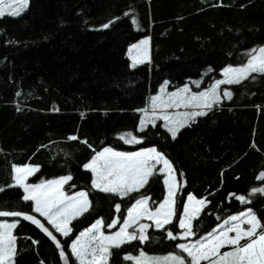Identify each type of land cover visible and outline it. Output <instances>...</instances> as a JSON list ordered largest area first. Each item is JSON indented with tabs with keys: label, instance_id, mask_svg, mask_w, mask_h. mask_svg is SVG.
<instances>
[{
	"label": "trees",
	"instance_id": "1",
	"mask_svg": "<svg viewBox=\"0 0 264 264\" xmlns=\"http://www.w3.org/2000/svg\"><path fill=\"white\" fill-rule=\"evenodd\" d=\"M126 12L138 19L139 29ZM113 20L109 28L101 27ZM147 36L151 63L133 69L128 49ZM262 46L264 0H30L22 15L0 18V166L8 168L1 182L13 183V165L36 166L39 171L28 183L71 175L65 191H87L92 201L90 211L72 222L67 238L19 195L0 209L35 215L61 241L68 264H78L70 244L81 231L102 219L110 233L114 229L107 225L117 216L123 219L134 198L147 195L155 207L166 196L159 173L129 197L100 193L91 189V173L83 165L106 147H155L183 182L177 217L188 195L209 201L193 222L196 235L188 241L201 239L247 209L264 223V195L251 194L253 188L264 187L259 179L264 172V76L221 86L232 91V100L224 98L175 140L162 121L138 131V110L148 107L165 81L170 92L187 84L195 92L208 90L223 78L226 67L242 66L247 53ZM128 132L143 143L130 146L119 139ZM73 135L78 139L70 140ZM233 194L251 202L241 204ZM115 204L121 205L120 213ZM8 219L18 221L15 264H65L54 243L30 221ZM167 230L181 231L175 222L165 231L151 227L147 242L112 249L109 264H133L124 256L141 251L186 257L178 240L167 239Z\"/></svg>",
	"mask_w": 264,
	"mask_h": 264
},
{
	"label": "snow or ice",
	"instance_id": "2",
	"mask_svg": "<svg viewBox=\"0 0 264 264\" xmlns=\"http://www.w3.org/2000/svg\"><path fill=\"white\" fill-rule=\"evenodd\" d=\"M29 3L30 0H0V18L22 15ZM124 15L131 16V23L139 29V21L133 13L126 12ZM114 22L115 20L110 21L101 27L107 29ZM150 43V38H145L128 49L133 69L138 65L151 63ZM247 55L249 58L242 66L226 67L222 73L223 79L215 81L206 91L194 93L191 88L185 86L177 91L168 92L169 82L165 81L159 89V94L151 97L149 107L138 110L142 114L138 131H145L149 124L156 127L157 121H163V127L175 140L183 128L190 127L198 117L206 116L214 107L222 104L223 98L232 100V91L224 90L221 93L222 85H240L244 81L255 79L257 75L264 76V46L251 49ZM196 86L199 87V84ZM180 109L185 111L181 112ZM69 139L77 140L78 137L73 135ZM119 139L126 144L143 143L142 138L131 132L119 136ZM82 142L87 144L86 140ZM83 167L91 173V189L100 193L115 195L122 199L129 197L132 193L140 192L148 185L150 179L159 173L164 177L163 183L167 194L155 207L150 205L151 197L147 195L134 198V203L128 207L126 216L123 219L117 216L107 225L109 229L120 225L112 234L105 233L102 219L81 231L70 244L71 256L78 264H109L112 249H119L133 241L147 242L150 238L148 230L153 226L156 230L165 231L166 226L177 223L181 230L178 234L171 230L166 231L167 239L172 241L190 240L196 235L193 222L199 220L209 201L206 198L198 199L188 195L182 207V214L177 217V195L183 187V182L178 179L171 161L157 148L122 152L106 147L95 152ZM38 171L39 168L36 166L13 165L14 175H11L13 183L9 187L22 189V200L32 203V211L43 217L55 233L67 238L73 231L72 222L89 212L92 207L89 192L82 190L69 195L65 191V185L72 181L71 175L35 184L28 183L29 177ZM259 179L264 181V173L260 174ZM3 190L0 188V191ZM256 193L264 195V187L251 190L252 195ZM233 195L241 204L251 202L244 195ZM115 211L121 212L120 204H115ZM9 217L30 221L54 243L59 250L60 258L68 264V256L61 241L35 215L0 209V218ZM17 223L18 221L0 222V264H15L17 237L13 230ZM177 248L180 253L186 254V257L179 254L149 257L141 251L138 256L126 255L124 259L132 261L133 264H264V223L251 209H247L224 219L218 227L201 239L191 243H180ZM225 248L229 250L222 251Z\"/></svg>",
	"mask_w": 264,
	"mask_h": 264
},
{
	"label": "rangeland",
	"instance_id": "3",
	"mask_svg": "<svg viewBox=\"0 0 264 264\" xmlns=\"http://www.w3.org/2000/svg\"><path fill=\"white\" fill-rule=\"evenodd\" d=\"M29 7V6H28ZM26 11V10H25ZM24 11V12H25ZM23 12V13H24ZM22 13V14H23ZM145 38H150V36H147V37H145ZM145 38H143V39H145ZM142 39V40H143ZM141 41V40H140ZM139 41V42H140ZM150 41H151V38H150ZM139 42H137V43H135V44H138ZM134 45V44H133ZM133 45H131V46H133ZM130 46V47H131ZM129 47V48H130ZM128 58H129V56H128ZM150 58H151V43H150ZM129 60H130V58H129ZM130 62H131V60H130ZM146 64V63H145ZM139 66V65H138ZM232 67V66H231ZM223 73V72H222ZM223 79V78H222ZM185 86H188L189 88H191V90H192V92H194V93H199V92H195L194 91V89H193V87H192V85H190V84H187V85H185ZM185 86H183V87H185ZM223 86V85H222ZM182 87V88H183ZM225 89H223V88H221V93L224 91ZM167 91L168 92H170L169 90H168V88H167ZM177 91V90H176ZM206 91V90H205ZM159 94V92L156 94V95H158ZM153 96H155V95H153ZM152 97V96H151ZM151 97H150V99H151ZM150 99H149V105H150ZM224 99V98H223ZM149 105H148V107H149ZM170 111H172V112H174V111H176V110H170ZM179 111H181V112H183V111H185V109H180ZM142 118V117H141ZM160 121H157V123H159ZM163 122V121H162ZM156 123V124H157ZM148 126H150V124L148 125ZM147 126V127H148ZM146 127V128H147ZM133 134V133H132ZM128 145H130V146H136L137 144H128ZM113 149V148H112ZM114 150H116V149H114ZM138 150H142V149H133L132 151L131 150H128V151H122V152H135V151H138ZM116 151H121V150H116ZM162 167V166H161ZM8 168L7 167H4V166H0V188H3L4 190L3 191H0V206H5V205H7V203H8V201L10 200V198L13 196V195H19V196H23V191H22V189H20V188H16V187H9V185H7V184H3L2 182H1V179H4V178H6L7 176H8V170H7ZM264 173V172H263ZM13 175H14V173H13ZM30 178V177H29ZM59 179V178H58ZM40 182H42V181H40ZM40 182H38V183H40ZM35 184V183H34ZM166 194H167V189H166ZM0 222H8V223H12V222H16V221H12V220H9L8 218H0ZM142 223H151L150 221H142ZM117 227V226H116ZM120 227V226H119ZM154 227V226H153ZM218 227V226H217ZM151 228V227H150ZM149 228V229H150ZM155 228V227H154ZM114 230H112V232H110V233H107V232H105L106 234H112V233H114L115 231H117L119 228H113ZM14 231V230H13ZM191 242H195V241H187V242H184V243H191ZM225 250H229L228 248H225V249H223L222 251H225ZM145 253V252H144ZM147 256H149V257H163V256H166V255H149V254H147V253H145ZM170 255V254H169ZM186 255V254H185Z\"/></svg>",
	"mask_w": 264,
	"mask_h": 264
},
{
	"label": "water",
	"instance_id": "4",
	"mask_svg": "<svg viewBox=\"0 0 264 264\" xmlns=\"http://www.w3.org/2000/svg\"><path fill=\"white\" fill-rule=\"evenodd\" d=\"M179 243H184V242H187L188 240H178Z\"/></svg>",
	"mask_w": 264,
	"mask_h": 264
},
{
	"label": "crops",
	"instance_id": "5",
	"mask_svg": "<svg viewBox=\"0 0 264 264\" xmlns=\"http://www.w3.org/2000/svg\"><path fill=\"white\" fill-rule=\"evenodd\" d=\"M132 151V150H131ZM225 251H227V250H225Z\"/></svg>",
	"mask_w": 264,
	"mask_h": 264
}]
</instances>
